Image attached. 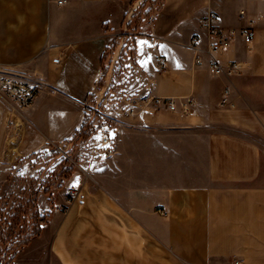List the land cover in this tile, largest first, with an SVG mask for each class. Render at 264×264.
<instances>
[{
	"label": "crops",
	"instance_id": "0c3cea01",
	"mask_svg": "<svg viewBox=\"0 0 264 264\" xmlns=\"http://www.w3.org/2000/svg\"><path fill=\"white\" fill-rule=\"evenodd\" d=\"M144 2L0 0L2 64L41 88L19 112L23 130L6 128L10 103L1 96L0 172L17 155L73 139L85 124L84 103L113 37L66 27L124 25ZM210 11L238 30L214 53L240 63L233 75L195 64L194 36L209 57ZM244 29L253 30L251 42ZM134 53L138 94L192 97L190 111L146 107L115 119L108 134L116 152L98 169L104 182L94 191L84 184L66 209L41 194L42 232L13 262L264 264V0H163Z\"/></svg>",
	"mask_w": 264,
	"mask_h": 264
},
{
	"label": "rangeland",
	"instance_id": "374dc122",
	"mask_svg": "<svg viewBox=\"0 0 264 264\" xmlns=\"http://www.w3.org/2000/svg\"><path fill=\"white\" fill-rule=\"evenodd\" d=\"M162 1L145 0L144 6L133 12L130 23L124 25H111L108 22L100 26L66 27L69 32L77 29L98 31L113 37L102 62V76L95 95L90 96L91 102L99 104L109 117L117 112L124 98L138 94L134 83L137 73L135 38L140 30L149 29V19ZM151 7L153 10L150 14L148 11ZM128 12L124 13L125 17ZM21 124L20 129L23 130L24 125ZM89 130L88 138L75 136L69 141L49 143L36 152L17 155L14 159L8 155L9 160H13L0 172V264H15L12 259L15 245L40 222L38 216H43L39 207L41 194L48 197L52 206L55 202L63 201L62 208L66 209L84 184L94 191L106 179L98 172L99 168L107 165L108 160L107 156L97 153L102 133L91 127Z\"/></svg>",
	"mask_w": 264,
	"mask_h": 264
},
{
	"label": "built area",
	"instance_id": "2783aa9c",
	"mask_svg": "<svg viewBox=\"0 0 264 264\" xmlns=\"http://www.w3.org/2000/svg\"><path fill=\"white\" fill-rule=\"evenodd\" d=\"M58 5H64L67 0H54ZM245 11H241V16H244ZM153 16L149 21L152 22ZM204 27L207 30L209 36L208 46L206 53L209 54L207 60L199 51L200 39L198 36H194L191 40V47L197 50L195 56V64L207 66L208 71L214 75H233L240 68V63L236 60H230L227 63L221 61L214 53L223 51L230 47L233 39L237 36L238 30L235 28H227L220 24L217 14L210 11L203 19ZM241 34L246 42H251L254 38V32L252 29H244ZM161 63H164L162 58L159 59ZM41 88L38 84L31 83L19 75L9 67H5L2 64V50L0 48V95L5 97L10 103V108L7 111L6 128L19 130L22 126L19 112L30 107L36 101ZM230 88L227 87L224 91L223 98L221 100L222 105L228 104V95ZM95 95V91L92 93ZM194 104L192 97H183L178 100L176 97H161V96H147L143 94H136L128 96L123 99V102L117 108V112L114 115H106L100 108L99 104L91 102V97L84 103L86 109L85 123L95 128L97 132H101L102 136L97 145V153L102 156H112L116 152L115 141L109 136L108 131L113 126L115 119L121 118H133L141 110L146 107H153L155 109H161L163 106H167L169 110L176 111L179 107L184 112H189L191 106ZM234 264H241V259H236Z\"/></svg>",
	"mask_w": 264,
	"mask_h": 264
},
{
	"label": "trees",
	"instance_id": "16d2710c",
	"mask_svg": "<svg viewBox=\"0 0 264 264\" xmlns=\"http://www.w3.org/2000/svg\"><path fill=\"white\" fill-rule=\"evenodd\" d=\"M144 6V3L141 4V8ZM151 10H149L148 12L150 13ZM90 135V130H89V126L85 123L84 126L82 127L81 130H79L76 134V137H82V138H88ZM36 216H38V214H36ZM40 219V222L37 223L36 227L30 231L29 233L26 234L25 237L21 238V240L19 239V242H17V244L15 245V250H14V254L12 256V259L15 258V256L27 245H29V243L31 242V240L34 237H37L41 234L42 232V226L41 224L43 222H45L46 220V216H38ZM1 251H0V256H1Z\"/></svg>",
	"mask_w": 264,
	"mask_h": 264
},
{
	"label": "snow or ice",
	"instance_id": "6c2138e0",
	"mask_svg": "<svg viewBox=\"0 0 264 264\" xmlns=\"http://www.w3.org/2000/svg\"><path fill=\"white\" fill-rule=\"evenodd\" d=\"M79 178H77V180H78ZM73 186H75V185H73Z\"/></svg>",
	"mask_w": 264,
	"mask_h": 264
}]
</instances>
